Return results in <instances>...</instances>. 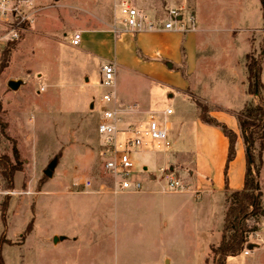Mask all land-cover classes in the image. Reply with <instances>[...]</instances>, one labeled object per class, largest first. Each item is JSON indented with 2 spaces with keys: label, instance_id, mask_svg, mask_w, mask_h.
Returning <instances> with one entry per match:
<instances>
[{
  "label": "rangeland",
  "instance_id": "rangeland-1",
  "mask_svg": "<svg viewBox=\"0 0 264 264\" xmlns=\"http://www.w3.org/2000/svg\"><path fill=\"white\" fill-rule=\"evenodd\" d=\"M123 1L158 13L170 6H190L198 25L207 27V32L198 34L199 62L191 79L194 101L205 103L201 98L207 95L238 104L243 92L232 85V73L237 70L246 76L247 88L250 55L261 65V86L253 95L264 105L261 0H36L35 23L9 51L0 50V117L8 125L6 135L0 129V156L12 157L10 137L23 162L13 189L4 187L0 172V191L16 192L0 194V246L5 264H215L211 246L219 241L225 215L218 198L211 201L209 215L195 194L150 192L165 187L160 168L173 170L187 183L196 170L189 149L136 150L137 168L148 166L147 172L136 176L141 192L115 195L103 171L97 125L103 95L114 87L101 84L100 61L84 57L71 45V37L79 29L103 27L104 19L115 23ZM5 53L9 61L2 69ZM12 81L20 83L17 89L10 87ZM121 84L123 93L139 87L127 79ZM240 86L243 90L244 85ZM176 105L179 115L182 108ZM168 156L171 159L166 163ZM56 158L54 174L48 178L45 170ZM72 175L73 182L91 179L93 184L61 188V181ZM259 182L264 207V150ZM63 188L69 192H62ZM5 203L6 220L2 217ZM224 204L226 211L227 195ZM33 217V231L23 243H14L21 241ZM263 224L261 217L258 231ZM55 235L67 239L55 244ZM3 238L14 244L3 243ZM227 264H252V255L243 250L229 256Z\"/></svg>",
  "mask_w": 264,
  "mask_h": 264
},
{
  "label": "crops",
  "instance_id": "crops-1",
  "mask_svg": "<svg viewBox=\"0 0 264 264\" xmlns=\"http://www.w3.org/2000/svg\"><path fill=\"white\" fill-rule=\"evenodd\" d=\"M103 24V27H87V29L78 30L82 32L81 44L76 47L78 51L84 57L99 60L101 69L105 63L113 62L116 68L114 92L118 102L120 104H136L142 112L139 116L141 119H146L153 111L157 112L160 120L169 125L170 137L173 141L172 149L177 151L189 149L195 157L196 170L187 181L189 185L187 190L166 192L162 188L161 190L153 189L150 192L195 194L198 200L204 201L201 206L205 205L209 215L211 201L218 198L222 211L225 213L226 185L232 191L241 190L244 187L246 175V145L236 113L248 104H258L254 95L250 94L248 87L245 86L246 76L244 77L241 73L237 74L235 69L236 72L232 73V85H238L243 92V97L239 99L238 104H229L218 97L213 99L207 95L201 98L211 106L210 114L213 117L224 122L238 134L236 157L230 162L226 173L229 139L219 127L205 123L200 119L199 108L192 98L194 92L191 79L197 71L200 54L198 34L207 32V27L199 26L197 23V29L187 33L176 30H158L133 34L123 32L124 29L121 27L122 32H114V23L107 19L103 20ZM86 33L88 35H85ZM236 77L239 79L237 80ZM126 79L130 83H139V87L132 88L125 93L121 92V83ZM240 85H244L243 90ZM174 104L181 105L182 111L179 115L176 113L177 109ZM168 108L173 109L171 115L165 114V110ZM170 159L171 156H168L166 163ZM89 165L87 163L86 169L91 172ZM74 177V175L66 176L59 186L68 189L71 185L84 186L87 180H91L86 179L78 183V180L73 182L75 181ZM50 185L53 186V184ZM66 188H63L62 192H69ZM53 192H58V190H53ZM125 193L137 192L118 194ZM205 229L210 230V227L206 226ZM222 230L218 243L222 238ZM55 236H63L64 239H67L64 235ZM74 239H77V236ZM250 240L257 246L246 255H252V264H264V224L260 231L250 235ZM167 261L169 259H166Z\"/></svg>",
  "mask_w": 264,
  "mask_h": 264
},
{
  "label": "built area",
  "instance_id": "built-area-1",
  "mask_svg": "<svg viewBox=\"0 0 264 264\" xmlns=\"http://www.w3.org/2000/svg\"><path fill=\"white\" fill-rule=\"evenodd\" d=\"M39 7L36 0H0V50L10 43L18 42L36 20ZM138 34L146 31L176 30L182 33L197 29V17L190 6H170L161 13L136 6L123 1L118 4L114 32ZM82 32L78 31L71 37L72 46H80ZM101 84L107 88L115 85L116 68L113 62L102 67ZM103 106L97 125L100 137V158L103 171L111 180L110 186L115 194L124 192H141L142 184L136 176L148 171L146 165L137 168L133 153L138 149L152 147L163 152L173 148L169 125L160 120L157 112L149 113L146 119L139 117L142 112L136 104H120L114 91L104 93ZM173 113L172 108L165 110L166 115ZM161 177L166 184L163 191L183 192L189 185L179 179L173 170L160 168ZM156 176L153 175V179ZM92 180L84 183L91 187ZM0 194H16L12 190H2ZM249 243H252L251 240ZM248 243V244H249ZM245 254L250 251L245 248Z\"/></svg>",
  "mask_w": 264,
  "mask_h": 264
},
{
  "label": "trees",
  "instance_id": "trees-1",
  "mask_svg": "<svg viewBox=\"0 0 264 264\" xmlns=\"http://www.w3.org/2000/svg\"><path fill=\"white\" fill-rule=\"evenodd\" d=\"M262 14L264 18V0H261ZM16 42L10 43L5 47L4 52L9 51ZM2 69L8 64L7 53L4 56ZM246 66L248 71V91L250 94H257L258 87L261 86V65L252 56L248 55ZM199 108L200 119L208 124L219 127L229 139V151L225 171L227 173L229 164L236 157V141L238 134L229 128L224 122L219 121L210 114L211 108L201 101H195ZM2 105L0 104V112ZM239 127L246 145V175L244 187L241 190L232 191L226 185V195L228 207L225 212L222 238L218 244H212L211 254L215 264H226L229 256L239 255L249 245V236L258 231L259 218L264 217L263 191L260 186L259 177L263 166L264 150V105L248 104L242 110L236 113ZM7 123L3 122L0 117V129L6 135L5 130ZM13 154L0 156V172L4 178L6 189H13L15 186V175L23 171V162L16 143L13 139ZM46 175V174H45ZM47 176V175H46ZM49 178V176H47ZM7 203L2 207V217L5 218ZM35 206L32 205L34 212ZM255 222L252 224L251 221ZM35 217L28 223L21 241L14 243H23L26 236L34 229ZM3 243L14 244L3 238ZM206 258V262L210 261ZM0 264H5L1 255L0 246Z\"/></svg>",
  "mask_w": 264,
  "mask_h": 264
},
{
  "label": "water",
  "instance_id": "water-1",
  "mask_svg": "<svg viewBox=\"0 0 264 264\" xmlns=\"http://www.w3.org/2000/svg\"><path fill=\"white\" fill-rule=\"evenodd\" d=\"M10 87L12 88V89H17L18 87H19V85H20V83L19 82H10ZM57 162H58V159L56 158V159H54L49 165H48V168L45 170V174L47 175V176H49V177H52L53 176V174H54V170H55V168H56V165H57ZM62 239H64V237L63 236H61V237H59V236H55L54 237V242L55 243H58L60 240H62ZM257 246V244H255V243H249V245H248V248L249 249H254L255 247Z\"/></svg>",
  "mask_w": 264,
  "mask_h": 264
}]
</instances>
